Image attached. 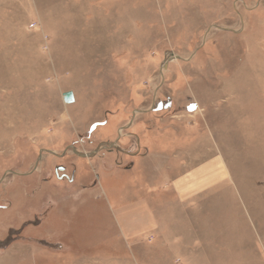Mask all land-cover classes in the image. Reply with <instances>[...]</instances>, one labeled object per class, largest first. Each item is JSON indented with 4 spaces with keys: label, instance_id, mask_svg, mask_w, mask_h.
Listing matches in <instances>:
<instances>
[{
    "label": "rangeland",
    "instance_id": "374dc122",
    "mask_svg": "<svg viewBox=\"0 0 264 264\" xmlns=\"http://www.w3.org/2000/svg\"><path fill=\"white\" fill-rule=\"evenodd\" d=\"M212 155L264 157V0H0V264H159Z\"/></svg>",
    "mask_w": 264,
    "mask_h": 264
},
{
    "label": "crops",
    "instance_id": "0c3cea01",
    "mask_svg": "<svg viewBox=\"0 0 264 264\" xmlns=\"http://www.w3.org/2000/svg\"><path fill=\"white\" fill-rule=\"evenodd\" d=\"M175 164L158 189L159 264H264V157Z\"/></svg>",
    "mask_w": 264,
    "mask_h": 264
},
{
    "label": "water",
    "instance_id": "95a60500",
    "mask_svg": "<svg viewBox=\"0 0 264 264\" xmlns=\"http://www.w3.org/2000/svg\"><path fill=\"white\" fill-rule=\"evenodd\" d=\"M62 99L65 103H71L74 100V95L71 90L65 91L62 94Z\"/></svg>",
    "mask_w": 264,
    "mask_h": 264
},
{
    "label": "flooded vegetation",
    "instance_id": "af4514ba",
    "mask_svg": "<svg viewBox=\"0 0 264 264\" xmlns=\"http://www.w3.org/2000/svg\"><path fill=\"white\" fill-rule=\"evenodd\" d=\"M57 170H60L62 172V174L60 172L59 175H57L58 174L57 173ZM55 174H56L57 178H59V177H62L61 179H63V178L69 179L70 178L69 174L68 173H65L64 167L63 166H60V165L59 166H56V168H55Z\"/></svg>",
    "mask_w": 264,
    "mask_h": 264
},
{
    "label": "snow or ice",
    "instance_id": "6c2138e0",
    "mask_svg": "<svg viewBox=\"0 0 264 264\" xmlns=\"http://www.w3.org/2000/svg\"><path fill=\"white\" fill-rule=\"evenodd\" d=\"M191 108H194L195 107V105H192V106H190Z\"/></svg>",
    "mask_w": 264,
    "mask_h": 264
}]
</instances>
